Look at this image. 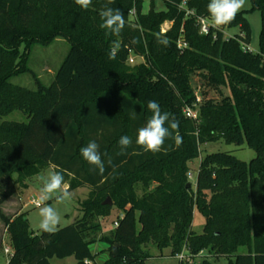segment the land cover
<instances>
[{
    "label": "trees",
    "instance_id": "trees-1",
    "mask_svg": "<svg viewBox=\"0 0 264 264\" xmlns=\"http://www.w3.org/2000/svg\"><path fill=\"white\" fill-rule=\"evenodd\" d=\"M251 1L262 15L258 52L247 49L252 29L244 11L228 24L240 28L235 36L226 37L211 22L201 32V20L210 21L209 0H165V11L154 10L151 1L147 13L143 0H92L88 9L74 0H0V221L13 248L7 264H51L70 256L75 264H98L91 244L103 230L101 220L114 211L113 228L99 239L107 244L103 264H145L150 245L172 257L184 248L231 257L246 246L248 253L228 264H264V0ZM106 5L124 14L119 36L100 27ZM165 22L171 26L162 32ZM157 35L169 45L158 44ZM57 38L66 39L70 50L46 86L28 57L34 45ZM180 39L186 46L179 47ZM115 40L121 46L109 59ZM130 55L144 60L130 64ZM25 72L34 76L36 90L10 82ZM150 100L178 120L179 146L168 139L166 151L152 153L135 144L137 130L152 115ZM188 107L197 120L185 115ZM133 109L136 118L130 119ZM14 111L28 121L2 120ZM122 135L133 140L123 153ZM220 139L246 144L257 156L246 162L230 152L205 155L194 190L189 163L204 144ZM90 141L99 144L102 175L80 154ZM49 166L63 174L68 190L88 186L90 192L75 223L35 233L25 212L8 216L1 206L18 183ZM195 210L206 219L200 234L192 228Z\"/></svg>",
    "mask_w": 264,
    "mask_h": 264
},
{
    "label": "rangeland",
    "instance_id": "rangeland-1",
    "mask_svg": "<svg viewBox=\"0 0 264 264\" xmlns=\"http://www.w3.org/2000/svg\"><path fill=\"white\" fill-rule=\"evenodd\" d=\"M143 1L144 13H147L150 10L151 1H153L154 10L165 11L167 9L165 0ZM252 7V1L246 0L245 7L241 11L245 12V16L248 19L252 29V40L249 45V48L253 52H258L259 37L262 28V15L260 10H252ZM210 22L211 21H209L207 25ZM170 26V22H165L162 26V30H168ZM220 29L225 31L226 37L235 36L236 34L240 33V28L237 26L229 27L228 25H225ZM23 50L24 48L22 46L21 53H23ZM69 50L70 43L63 38H57L49 45L36 44L30 50L27 64L32 70V72H34L35 75L38 76L41 82L44 85L49 86L54 81L55 75L59 67L61 66L64 58L68 54ZM140 61L141 60L137 58L135 59V63H138ZM10 82L15 85L26 87L28 89H37L35 78L30 72H25L20 75H16L10 79ZM194 82L195 87L196 85H199L197 77L194 79ZM195 91H198L199 96H201V92L197 88L195 89ZM208 96L212 97L214 95L211 92L208 94ZM2 120L26 122L28 121V118L27 115L22 111H14L11 114L2 118ZM215 152H230L231 154L235 155L238 159L246 162H250L257 156L256 151L249 148L246 144L238 146L236 144H229L222 139L204 144L201 147L200 157L189 163L190 172H188V175L189 173H192V177L189 179V182L191 183L194 190L197 184V177L201 158L207 154ZM54 171V167L49 166L40 173L34 175L33 177L26 179L24 184L18 183L17 194L15 195L16 197L11 199L13 201H9V203L6 204L5 211L9 213L8 215L18 213L21 207V212H25L27 214L30 223V228L35 233L40 232L39 222L41 218L38 214L39 210L35 207L34 204L31 203V201L33 199L38 198L40 194V189L42 188L44 182L42 178L46 179ZM17 178L18 176L17 174H15L14 179L17 180ZM25 184L27 185L25 186ZM65 185L68 189L69 183L66 182ZM68 191L71 193V199L62 204H57L54 199L45 202L46 204H49L56 208L61 215V222L57 227V230L72 225L82 217V203L88 198L90 188L88 186H82ZM16 199L18 200L15 202ZM116 216L117 211H114L110 217L101 220L103 230L101 234L97 236L98 241L91 244L92 253L96 255V262L98 264H103V262L108 258V253L105 251L107 249V244L102 241H99V239L101 236L108 234L109 231L113 228L112 223L113 220H115ZM205 222L206 219L204 215L200 211L195 210L192 223L193 230L198 234L202 233L205 226ZM6 248H10L11 250H13L10 241V236L7 233L3 223L0 221V264H7L9 260V255L5 252ZM149 250L152 257L149 258L145 264H199L206 259L209 260L212 264H228L230 259L235 260L237 254L248 253V247L246 246L240 247L236 255L234 254L231 257H216L206 251L193 255L187 250V248H184L181 254L172 257L170 255V250L164 249L163 251H161L154 245H150ZM76 262L77 260L73 256L62 259H51V264H75Z\"/></svg>",
    "mask_w": 264,
    "mask_h": 264
},
{
    "label": "clouds",
    "instance_id": "clouds-1",
    "mask_svg": "<svg viewBox=\"0 0 264 264\" xmlns=\"http://www.w3.org/2000/svg\"><path fill=\"white\" fill-rule=\"evenodd\" d=\"M74 2L83 9H88L92 4V0H74ZM114 3V0H107V4ZM246 0H209L207 11L210 18V27L221 28L230 24L236 15L245 7ZM102 23L101 29L106 30L108 34L119 36L125 27L124 14L120 9H113L105 6L100 12ZM133 40V43H136ZM157 43L167 47L169 41L157 35ZM120 42L115 40L110 47L108 58L115 59L120 49ZM148 110L152 115L147 119L144 126L137 130L135 144L142 148L145 152L158 153L166 151L165 141L172 139L179 146L181 137L178 134L179 122L174 116L168 112H163L158 102L148 101ZM130 119L136 118V111L133 109L129 113ZM133 143L128 135L120 136L118 144L121 153L125 152ZM82 158L89 164L94 166L102 175L105 171V163L99 151V144L96 141H90L86 146L80 149ZM111 163V161H109ZM115 172V168L113 169ZM115 178V176H114ZM43 179V186L40 189L38 198L33 200V204L39 210L40 216L39 229L43 232L54 233L61 222V215L56 208L46 204L48 200L54 199L57 204H62L71 199V193L68 191L64 176L59 171L52 172L46 179ZM126 264V260H125Z\"/></svg>",
    "mask_w": 264,
    "mask_h": 264
},
{
    "label": "built area",
    "instance_id": "built-area-1",
    "mask_svg": "<svg viewBox=\"0 0 264 264\" xmlns=\"http://www.w3.org/2000/svg\"><path fill=\"white\" fill-rule=\"evenodd\" d=\"M130 14H131L132 16H134V15H135V10H131V11H130ZM201 25H202V27H201V32H202V33H207L208 30H209V28H208V25H207V23H206V21H205L204 19L201 20ZM166 31H167V30H162V32H166ZM182 46H186V44H184L183 41L180 39V41H179V47H182ZM247 49L250 50L249 46L247 47ZM136 58H137L136 56L130 55L128 61H129L130 63H135V59H136ZM137 59H139V60H141V61L144 60L143 58H137ZM196 97H197L196 102H197V103L201 102V99H202V98H201V96H199L198 91L196 92ZM184 113H185V115H186L188 118L195 119V120H197V118H198V113H197V111H196L195 109L191 108V107L186 108V109L184 110ZM189 177H190V178L192 177V173H189ZM33 200H34V199H33ZM33 200L31 201L32 204H33ZM114 225L117 226V223H115ZM5 252L10 256V255H12L13 250H11L10 248H6V249H5Z\"/></svg>",
    "mask_w": 264,
    "mask_h": 264
},
{
    "label": "crops",
    "instance_id": "crops-1",
    "mask_svg": "<svg viewBox=\"0 0 264 264\" xmlns=\"http://www.w3.org/2000/svg\"><path fill=\"white\" fill-rule=\"evenodd\" d=\"M16 194H17V192H16L14 195H12L8 200H6V201L2 204V206H1L2 211H3L6 215L9 214V213H7V212L5 211V209H6V204L9 203V201H13V200H11V199H13L14 197H16V196H15ZM17 200H18V199H16L15 202H16ZM21 209H22V208L20 207L18 213L21 212ZM15 214H16V213H15ZM15 214L8 215V216H13V215H15Z\"/></svg>",
    "mask_w": 264,
    "mask_h": 264
},
{
    "label": "water",
    "instance_id": "water-1",
    "mask_svg": "<svg viewBox=\"0 0 264 264\" xmlns=\"http://www.w3.org/2000/svg\"><path fill=\"white\" fill-rule=\"evenodd\" d=\"M188 186H189V184H188ZM105 203H108V204H112V201L110 200V198H108V201L107 202H105Z\"/></svg>",
    "mask_w": 264,
    "mask_h": 264
}]
</instances>
